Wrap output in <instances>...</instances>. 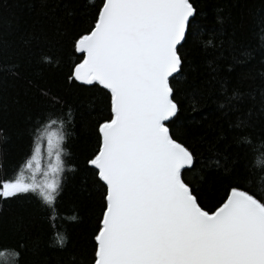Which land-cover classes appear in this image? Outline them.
Returning a JSON list of instances; mask_svg holds the SVG:
<instances>
[{
    "label": "snow or ice",
    "instance_id": "obj_1",
    "mask_svg": "<svg viewBox=\"0 0 264 264\" xmlns=\"http://www.w3.org/2000/svg\"><path fill=\"white\" fill-rule=\"evenodd\" d=\"M202 14L195 0H78L67 13L83 21L61 33L73 58L68 86L101 101L94 108V142L83 158V171L99 194L88 250L77 259L66 230L55 224L66 167H76L64 158L70 156L67 129L76 125L67 101L40 89L39 118L28 130L19 170L0 175V204L35 199L52 221L49 247L63 253L66 264H264V133L254 136L250 124L238 119L229 124L236 150L231 160L213 153L207 163L196 140L178 136L188 126L185 105H191V116L204 99L186 79L190 62L182 54L200 30ZM52 58L42 54L41 62L51 66ZM181 82L185 88L178 87ZM239 99L234 90L218 106L235 109ZM209 168L229 178L214 198L202 187ZM190 173L201 184L186 179ZM78 212L73 209L68 219L78 222ZM24 247L22 237L0 247V261L21 264Z\"/></svg>",
    "mask_w": 264,
    "mask_h": 264
},
{
    "label": "trees",
    "instance_id": "obj_2",
    "mask_svg": "<svg viewBox=\"0 0 264 264\" xmlns=\"http://www.w3.org/2000/svg\"><path fill=\"white\" fill-rule=\"evenodd\" d=\"M77 3L78 0H0V128L5 137L0 140V175H12L14 166L19 170L28 147V130L39 118L43 99L40 89L67 101L75 110L76 125L74 130L72 126L67 129L66 150L70 156L64 158L74 161L76 167H66L64 192L58 201L60 215L55 224L66 230L68 247L79 259L88 250L91 218L99 203V194L91 188V176L83 171V158L94 142V108L101 101L98 96L69 87L66 80L73 58L61 44L67 39L61 33L64 28L75 30L83 23L78 15H67ZM195 3L203 13L198 19L200 30L190 37L182 54L190 62L186 79L200 88L204 99L191 116L187 114L191 105H185L183 119L188 126L178 136L196 140L205 163L213 153L228 155L231 160L236 150L230 143L229 124L245 120L254 136L264 133V0ZM205 42H211L210 46L205 48ZM42 54L53 57L51 66L41 62ZM178 87L186 85L181 82ZM234 90L240 94L239 100H233L235 109H220L219 102ZM213 142L215 149L210 148ZM244 163L241 157L237 167L242 168ZM202 174L206 177L202 187L209 198L218 196L216 189L222 191L229 182L228 174L222 170L209 168ZM186 179L193 185L201 184L199 177L193 178L191 173ZM259 179L258 175L253 177L254 182ZM76 208L80 219L73 222L68 215ZM51 223L35 199L0 204V237L4 238L0 247L10 246L22 237L25 247L21 264H66L64 254L49 247Z\"/></svg>",
    "mask_w": 264,
    "mask_h": 264
}]
</instances>
